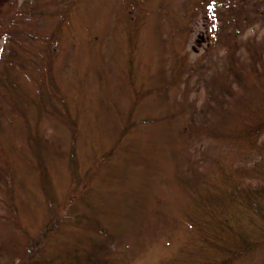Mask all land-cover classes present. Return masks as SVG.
<instances>
[{"label": "trees", "instance_id": "obj_1", "mask_svg": "<svg viewBox=\"0 0 264 264\" xmlns=\"http://www.w3.org/2000/svg\"><path fill=\"white\" fill-rule=\"evenodd\" d=\"M95 1L0 5V202L7 228L0 264H133L128 242L142 246L164 236L178 244L155 264H243L254 254L263 262L264 0H102L94 7ZM104 6L115 12V31L88 33L89 19L96 21ZM78 10L88 33L84 44L75 40L80 29L65 30ZM196 25L207 32L205 60L168 73L166 60H178ZM83 45L82 53L68 55V48ZM146 57L153 67L141 74L151 79L144 88L134 83V71L144 69ZM88 68L89 77L77 87L92 77L99 83L104 69H119L111 98L116 100L70 103L64 80L73 83L74 72ZM106 85L102 80L100 87ZM176 88L181 94L171 95ZM152 92L155 104L143 113ZM85 108L95 121L92 133L110 130L106 148L92 134L87 138L83 165L79 111ZM180 114L186 124L174 130ZM47 119L67 130L65 152L43 125ZM145 126L150 131L132 136ZM229 150L237 153L236 163L225 160ZM60 158L69 177L61 193L50 171ZM162 159L175 162L184 192L177 216L161 195L144 188L150 176L144 171H155ZM21 170L35 176L41 193L43 212L35 227L21 219V210L34 211L20 195ZM120 181L121 200L108 203L113 182ZM127 184L134 187L130 199Z\"/></svg>", "mask_w": 264, "mask_h": 264}, {"label": "rangeland", "instance_id": "obj_2", "mask_svg": "<svg viewBox=\"0 0 264 264\" xmlns=\"http://www.w3.org/2000/svg\"><path fill=\"white\" fill-rule=\"evenodd\" d=\"M3 0H0V5L2 3ZM102 0H96L95 1V5L94 7H97V5H101ZM84 6H82L81 8H83ZM105 9L102 10V12L99 14V18L95 21L94 19H89V24L90 27H88V33L93 29L95 30L94 33L97 34H102L104 32H106L109 29V32L115 31V26L114 23H111L113 20V15L115 14L114 11L109 10L110 8H108L109 6H104ZM86 9L88 7H85ZM79 9V8H78ZM80 10V9H79ZM79 10L73 15L72 17V21L70 22V25L66 27V32L68 33L69 31L72 34V30L73 33H75L76 28L82 31V34L79 37H76L75 40L77 41L78 44H84L85 40L87 43V34H85L86 31L83 30V24L85 23L84 18H82V16L79 14ZM136 11H139V7L136 6ZM138 16L141 14L140 12L137 13ZM95 21V22H94ZM115 24H117L115 22ZM118 26V25H117ZM195 29V32L193 34H191L189 41L186 39V43L185 44H181L180 45V49H179V53H178V60L176 62H168L166 60V67H167V72H170V69H172L175 66H180V65H194L197 62H201L202 60H205V55H206V46H207V40L204 39V37H206L207 32H205V29L201 30V26L196 25L195 27L192 26ZM82 28V29H81ZM85 28V27H84ZM87 29V28H86ZM203 31V32H202ZM202 32V33H201ZM146 34H148V32H146ZM106 36V35H104ZM148 36V35H147ZM70 39H65L62 42H68ZM109 40L111 41V39L109 38ZM112 42V41H111ZM65 44V43H64ZM65 45L62 46L60 52H59V58L60 61L63 60V51L62 49L64 48ZM149 43H146L145 47L143 44L144 49L143 50H147L148 51V47ZM85 45H83L82 48H68L67 52L68 55L69 54H80L83 52ZM151 47V44H150ZM178 47V46H177ZM145 50V51H146ZM86 53H84L82 55V57L85 58ZM144 61V59H143ZM145 63L143 64V68L144 69H135L134 71V83L137 85H141L142 87L146 88L147 86H149L151 84V79L149 78H143V76H141V74H145L146 71H148L149 69H152L153 67V60L149 57H146V60L144 61ZM142 66V65H141ZM63 69H54V71H59ZM83 70V69H81ZM90 68H88V71L85 73L84 71H77L74 72L75 75V82L73 81V83H69V81L67 82L65 81V89L69 98V101L72 105L77 104V101H85L84 105L90 104V102H92L93 100H96V97H99L97 99V101H100L102 98H107L109 101L111 100H116L115 99H111L113 96V92H114V86L116 83H113L114 80L118 79L119 77V69H112L111 71L109 69H104V73H102V80L104 83H106V86H101L102 80L98 81L96 79H94L93 77L90 78V80H88V82L85 84V86H79L77 87L80 83H83L84 80L86 78L89 77L90 73H91ZM66 72V71H65ZM61 73V72H60ZM69 73V72H68ZM67 73V74H68ZM86 76V78H84ZM62 77V76H61ZM69 75L66 76V79H70L68 78ZM132 77V75H131ZM84 78V79H83ZM78 81H80V83H78ZM101 82V83H100ZM119 83V82H118ZM105 92V93H104ZM104 93V94H102ZM109 95V97H105L106 94ZM174 93H176L177 96H179L181 94V88L179 89H174L171 92V95H173ZM195 93L194 91L190 92L189 95L193 96ZM95 98V99H94ZM155 98H156V93L152 92L150 97H145L144 103V111H142L143 113H149L150 109L148 107L149 104L154 105L155 104ZM98 104V102L96 103ZM96 104L94 105V107L96 106ZM78 108V105L76 106ZM89 108H85L79 111V117H80V124H81V141H80V147H79V156L81 158V163L84 165V160L86 161V155H88L89 152V144H88V140L87 138H90V135H93V138L95 139V141H99L101 145H103L102 147H107L108 143H107V135H108V131L110 130V128H103V131H105L104 135H98L96 133H92V128L94 129L95 126V121L93 123V120L91 119V115L92 113H90V111L88 110ZM101 121H104V119L102 117H100ZM187 121V116L186 114L183 115H179L177 118L174 119L173 124H172V128L175 129H181V127H183L186 124ZM101 123V122H100ZM93 124V127L91 126ZM43 125L52 130L53 131V135H55L56 137V142H58L60 144V150L62 152H65V148L67 147L68 144V133L67 130L65 129V127H63L61 124H57L55 123L53 120H43ZM148 126L142 127L140 130H138L137 132H133L132 136H138L141 134H145L146 132L150 131L147 130ZM154 128V127H153ZM152 128V129H153ZM89 129H91L90 131H88ZM145 132V133H143ZM138 135H137V134ZM89 134V135H88ZM153 134V132L151 133ZM156 134V133H154ZM153 134V135H154ZM98 135V136H97ZM20 138V137H19ZM20 143H23L22 139L19 141ZM19 143V144H20ZM25 144V143H24ZM233 144V143H232ZM9 142L6 144V147L8 148ZM236 150V149H235ZM234 150H229L226 155H225V160H227L228 163H232L235 160V163L237 161V153L233 152ZM13 157L16 156L15 154H12ZM183 153L179 154V156H182ZM64 157V156H63ZM235 163L233 164V166L235 165ZM22 164V162H21ZM88 165V164H87ZM159 167L154 171V170H145L144 172L149 176V181L147 182L148 186L144 187L145 190H149V192L154 191L155 193L161 195L164 203L166 204V209L172 214L177 216L180 211H181V207L182 205H184L185 203V196H184V192L180 190V185L177 181V177L175 175V162H172L167 159H162L159 162ZM19 168H24L23 164L22 165H18ZM51 174H52V181L54 184V187L56 188V190L61 193L64 192V190L67 187L68 184V171L66 166L63 164V158L58 159L55 163H53V165L50 168ZM133 172H138L141 171L142 169H138V167H133L132 168ZM131 171V172H132ZM20 176L22 178V183L25 184V188L24 190H20V195L21 198L26 201L27 203L30 204V206L32 205L34 208L33 212H29L26 213L25 211L20 212L21 216H22V221L27 224L30 225V227L34 226L38 223L37 221L40 220L41 216H42V208L39 205V201L41 199V193L39 188L36 185L37 179L35 178V176L31 173H28V171H24L21 170L20 171ZM126 180V179H124ZM121 180V181H124ZM118 184L113 182V190L114 191L112 194H110L109 198L110 201L108 203H113L114 201L119 202L121 200V195L123 192H121L122 188V184H124V182ZM134 183V182H133ZM125 190H129L130 191V195L128 197V199H130L132 197V191H133V186L128 187V184L125 186ZM19 195V196H20ZM1 196V194H0ZM133 198V197H132ZM18 202V200H17ZM152 204V203H151ZM112 205V204H111ZM108 206V209L110 211V213H112V209L113 206ZM5 207L3 206V204L0 202V241L2 240V238H6L7 237V228L5 226ZM32 225V226H31ZM127 244H130V251L134 250V255H133V264H155L158 261L164 259L165 257H167L169 254H171L172 251L175 250L176 245L178 244L176 242V239H173L172 241L169 239V237H160L158 241H149L147 242L146 245H136L131 242H128ZM128 246V245H127ZM262 256L259 254H254V255H250L249 258H247L243 264H264V261H261Z\"/></svg>", "mask_w": 264, "mask_h": 264}]
</instances>
